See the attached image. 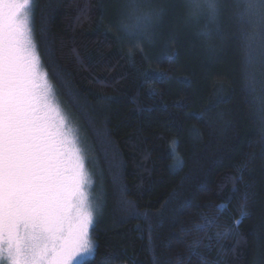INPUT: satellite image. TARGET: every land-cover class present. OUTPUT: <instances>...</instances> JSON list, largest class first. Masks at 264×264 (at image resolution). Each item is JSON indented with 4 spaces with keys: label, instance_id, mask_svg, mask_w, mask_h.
Returning a JSON list of instances; mask_svg holds the SVG:
<instances>
[{
    "label": "trees",
    "instance_id": "obj_1",
    "mask_svg": "<svg viewBox=\"0 0 264 264\" xmlns=\"http://www.w3.org/2000/svg\"><path fill=\"white\" fill-rule=\"evenodd\" d=\"M217 7L202 36L183 0H34L103 201L85 264H264V57L247 55L264 48V0Z\"/></svg>",
    "mask_w": 264,
    "mask_h": 264
},
{
    "label": "snow or ice",
    "instance_id": "obj_2",
    "mask_svg": "<svg viewBox=\"0 0 264 264\" xmlns=\"http://www.w3.org/2000/svg\"><path fill=\"white\" fill-rule=\"evenodd\" d=\"M34 12V0H0V264H85L99 248L93 232L103 201L43 64ZM247 50L250 61L264 57V48ZM182 164L177 158L174 167ZM198 246L192 241L190 251Z\"/></svg>",
    "mask_w": 264,
    "mask_h": 264
},
{
    "label": "clouds",
    "instance_id": "obj_3",
    "mask_svg": "<svg viewBox=\"0 0 264 264\" xmlns=\"http://www.w3.org/2000/svg\"><path fill=\"white\" fill-rule=\"evenodd\" d=\"M185 17L190 22H195L199 18L206 17V24L200 31V35L208 36L207 25L215 21L219 9L218 0H183Z\"/></svg>",
    "mask_w": 264,
    "mask_h": 264
}]
</instances>
